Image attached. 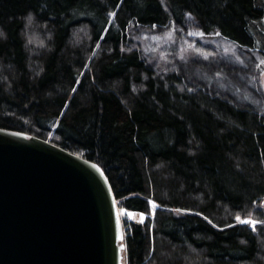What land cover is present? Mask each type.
Here are the masks:
<instances>
[{"label": "trees", "instance_id": "1", "mask_svg": "<svg viewBox=\"0 0 264 264\" xmlns=\"http://www.w3.org/2000/svg\"><path fill=\"white\" fill-rule=\"evenodd\" d=\"M189 22L236 53L215 51L226 88L157 70L132 38ZM257 55L264 0H0V129L102 167L120 209L147 216L124 222V264H264V223L237 219L264 221Z\"/></svg>", "mask_w": 264, "mask_h": 264}, {"label": "water", "instance_id": "2", "mask_svg": "<svg viewBox=\"0 0 264 264\" xmlns=\"http://www.w3.org/2000/svg\"><path fill=\"white\" fill-rule=\"evenodd\" d=\"M124 240L99 164L0 129V264H124Z\"/></svg>", "mask_w": 264, "mask_h": 264}, {"label": "rangeland", "instance_id": "3", "mask_svg": "<svg viewBox=\"0 0 264 264\" xmlns=\"http://www.w3.org/2000/svg\"><path fill=\"white\" fill-rule=\"evenodd\" d=\"M187 29L186 34L174 27L137 29L132 38L134 43H136L134 45L142 53L145 61L149 65L155 66L157 70L166 72L182 68L184 69L182 71L185 75V80L190 81L191 84L196 82L195 80L203 83V79L208 77L207 73L214 72L216 74L215 78L218 79L217 88H226L231 82L228 81L226 84L224 80L219 82L221 77H224L225 80H231V78L235 77L229 74L226 76L219 74L221 73L219 70L221 69L222 61L216 52L219 50L222 56L226 58L227 63L234 64L233 59H237V55L231 45L221 39L208 40L204 38L194 23L189 22ZM252 61L257 64L252 76H258L264 93V55H257L256 60L254 61L253 59ZM244 94H246V97L250 96L247 89ZM238 97L240 99H243L242 97L246 98L245 95L242 96L241 94ZM259 100L261 105L264 106L262 104L263 100ZM120 217L123 223L125 221L143 223L147 216L120 209ZM249 219L255 221L252 218ZM242 220L238 221L243 223ZM243 224H247L255 230L256 226L261 223L257 222L254 227L248 223Z\"/></svg>", "mask_w": 264, "mask_h": 264}, {"label": "snow or ice", "instance_id": "4", "mask_svg": "<svg viewBox=\"0 0 264 264\" xmlns=\"http://www.w3.org/2000/svg\"><path fill=\"white\" fill-rule=\"evenodd\" d=\"M113 16L115 15V13L112 14ZM155 203V202H153ZM143 215V214H142ZM238 220H241V217H237ZM243 223H248L251 224L253 227L255 226V224L257 223L256 221L250 220V219H243L242 220ZM260 223H264V221L260 222Z\"/></svg>", "mask_w": 264, "mask_h": 264}]
</instances>
